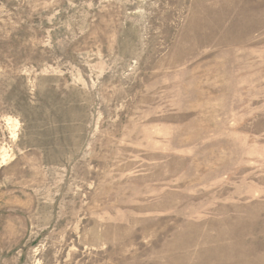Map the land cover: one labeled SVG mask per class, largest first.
Masks as SVG:
<instances>
[{"label":"rangeland","instance_id":"374dc122","mask_svg":"<svg viewBox=\"0 0 264 264\" xmlns=\"http://www.w3.org/2000/svg\"><path fill=\"white\" fill-rule=\"evenodd\" d=\"M0 264H264V0H0Z\"/></svg>","mask_w":264,"mask_h":264}]
</instances>
